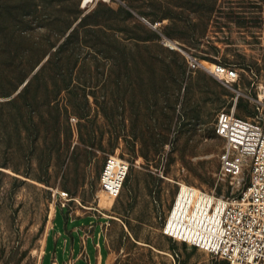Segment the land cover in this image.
I'll return each mask as SVG.
<instances>
[{"label": "rangeland", "instance_id": "obj_1", "mask_svg": "<svg viewBox=\"0 0 264 264\" xmlns=\"http://www.w3.org/2000/svg\"><path fill=\"white\" fill-rule=\"evenodd\" d=\"M35 1L43 21L29 32L60 46L70 113L32 116L40 135L0 117V264H42L59 209L108 220L105 264H231L162 223L178 181L234 194L216 120L235 104L264 117V0ZM217 65L239 77L220 78ZM109 154L130 163L116 192L101 183Z\"/></svg>", "mask_w": 264, "mask_h": 264}, {"label": "built area", "instance_id": "obj_2", "mask_svg": "<svg viewBox=\"0 0 264 264\" xmlns=\"http://www.w3.org/2000/svg\"><path fill=\"white\" fill-rule=\"evenodd\" d=\"M215 68L226 80L239 77L235 69L222 65ZM216 131L224 140L220 178L230 183L234 194H211V204L202 205L200 213L194 216L195 203L183 194V189L195 186L178 181L179 191L164 219L163 232L231 264H264V117L239 116L235 104L218 114ZM129 169L127 160L109 154L101 172V183L116 192L125 184ZM198 190L196 198L202 193L210 194ZM63 195L67 197L68 192Z\"/></svg>", "mask_w": 264, "mask_h": 264}, {"label": "trees", "instance_id": "obj_3", "mask_svg": "<svg viewBox=\"0 0 264 264\" xmlns=\"http://www.w3.org/2000/svg\"><path fill=\"white\" fill-rule=\"evenodd\" d=\"M38 5L35 0H0V96L10 97L0 100V117L20 121L17 131L28 129L26 123L31 121L35 124L33 131L40 135V124L32 116H42L45 110L57 122L70 113V108L59 86L60 46L51 51L55 42L35 39L29 32L34 22L43 21ZM55 23L51 27L55 28Z\"/></svg>", "mask_w": 264, "mask_h": 264}, {"label": "crops", "instance_id": "obj_4", "mask_svg": "<svg viewBox=\"0 0 264 264\" xmlns=\"http://www.w3.org/2000/svg\"><path fill=\"white\" fill-rule=\"evenodd\" d=\"M161 201L160 198L159 201L155 199L159 216L163 213ZM107 222L95 212L75 213L59 209L47 237L42 264H52L54 260L57 264H71L73 261L78 264H105L110 256L105 231Z\"/></svg>", "mask_w": 264, "mask_h": 264}, {"label": "bare ground", "instance_id": "obj_5", "mask_svg": "<svg viewBox=\"0 0 264 264\" xmlns=\"http://www.w3.org/2000/svg\"><path fill=\"white\" fill-rule=\"evenodd\" d=\"M90 1L91 0H83V5L86 6ZM169 41L172 44L175 43L173 40H169ZM213 73L215 75L219 76L220 78H224V75L220 71H217L216 68L213 69ZM197 192H199L198 188L190 187V186H184L183 194H186L187 196H189L190 200L195 203V206L193 207V211H192V215H194V216H197L200 213L202 205L205 204V205L209 206L211 204V202L213 201V195H211V194L204 195L202 193L198 196V198H196ZM188 207H189V205H188ZM175 214H177V209L175 211Z\"/></svg>", "mask_w": 264, "mask_h": 264}, {"label": "water", "instance_id": "obj_6", "mask_svg": "<svg viewBox=\"0 0 264 264\" xmlns=\"http://www.w3.org/2000/svg\"><path fill=\"white\" fill-rule=\"evenodd\" d=\"M21 88H22V87H21ZM21 88H20V89H21ZM20 89H19V90H20ZM19 90H18L16 93H18V92H19ZM16 93H15V94H16ZM15 94H14V95H15Z\"/></svg>", "mask_w": 264, "mask_h": 264}]
</instances>
